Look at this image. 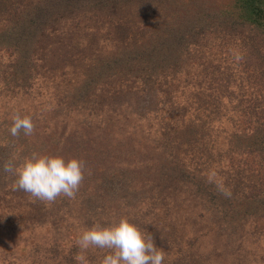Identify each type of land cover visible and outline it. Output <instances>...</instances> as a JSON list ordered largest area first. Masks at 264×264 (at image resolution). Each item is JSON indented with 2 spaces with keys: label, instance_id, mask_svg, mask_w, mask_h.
<instances>
[{
  "label": "rangeland",
  "instance_id": "374dc122",
  "mask_svg": "<svg viewBox=\"0 0 264 264\" xmlns=\"http://www.w3.org/2000/svg\"><path fill=\"white\" fill-rule=\"evenodd\" d=\"M116 2L0 0V32L12 23L3 19L5 15L17 19L18 28L24 25V12L45 17L28 34L31 39L23 40L26 75L13 76L7 83L9 65L14 64L9 52L15 45L0 36V46L8 49L0 48L2 115L29 116L35 125L32 135H23L22 157L36 153L85 162L84 180L74 199L65 196L43 203L37 218L14 227L15 217H8L6 224V212H0V238L9 242L8 249L0 247V264H24L25 254L35 264H78L74 257L81 252L77 240L83 232L96 225L114 226L121 219L153 236L155 246L165 252L163 264H264V226L251 232L253 218L246 216L231 223L213 213L217 203L212 197L199 199L193 191L195 180L203 176L217 183H241L242 190L249 185L248 194L264 192V146L260 151L250 143V126L241 121L237 93L253 96L259 84L264 88V61L253 59L247 45L249 25L214 24L201 39L206 46L201 44L197 51L183 40L178 54L173 53L178 60L173 71L179 77L170 80L168 70L145 68L144 73L138 67L110 64L133 43H151L152 32L166 22L178 26L184 17L194 20L203 8L231 5L196 0L182 9L166 10L157 0L145 6L136 0ZM254 39L264 46L261 32H255ZM105 62L107 69L96 74ZM84 78L89 82L81 90L89 91L80 95L76 87ZM11 82L15 84L10 87ZM21 82L22 90H17ZM145 91L154 101L153 106L146 104L153 114L135 124L123 121L125 107L137 105ZM218 97L221 102L215 107ZM63 103L66 108L60 109ZM219 106L224 110L217 111ZM89 110L104 119L88 129L83 122L95 118ZM203 113L216 115L201 125ZM95 138L98 146L93 148ZM156 164L166 166L153 168ZM118 175L125 180L123 195L116 193L119 197L108 193V182ZM93 194L102 199L94 197L85 207L84 196ZM124 197L130 201H122ZM110 252L90 247L83 254L88 264H102Z\"/></svg>",
  "mask_w": 264,
  "mask_h": 264
},
{
  "label": "trees",
  "instance_id": "16d2710c",
  "mask_svg": "<svg viewBox=\"0 0 264 264\" xmlns=\"http://www.w3.org/2000/svg\"><path fill=\"white\" fill-rule=\"evenodd\" d=\"M107 2H113L116 0H106ZM121 1L117 0L116 3L119 2L121 5ZM139 2V5H148L152 4L151 0H136ZM156 1V0H154ZM201 1V0H197ZM206 1V0H205ZM217 1H226L228 3L222 4L224 6L231 5L229 8H222L220 10L216 9H206L203 8L197 11L194 20H189L187 17L183 18V23L178 26H174L168 22L165 23V26L160 30L154 31L152 36V42L147 44H138L137 42L133 43V46L123 55L121 54L116 60L110 64V66H117L122 69H131L138 67L142 69L145 73V68H149L155 70L157 73L160 71L168 70L170 73V80L177 79L179 74L176 71V62H178L177 58L173 53L178 50L180 44L183 40L185 43H189L192 45V50H199L203 44V47L206 46L205 41H201V39L208 32L212 31V28L217 23L221 25L225 24H233V23H241L246 22L251 29V33L246 36V39H249L248 48L250 49V54L253 56V59H260L259 61H264V46H262L261 42H256L254 39L255 32H261L264 37V0H217ZM161 5L165 4L166 10L172 9H182V5L187 2H196V0H157ZM115 3V4H116ZM114 4V5H115ZM185 14V13H184ZM13 15V14H12ZM24 25L18 28L16 25L18 23L17 19H14L11 15H5L3 19L7 21H11L12 23L8 26H3L1 28L0 36L7 38L10 42L14 43L12 50H10L9 54L13 53L14 64L9 65V74L8 78L5 79V83L8 82L9 78L13 76H25L27 72L26 67V59H27V51L23 49L22 44L23 40L31 39L28 37V34L31 30L35 29L41 19H45L44 15H37L36 11H28L24 12L21 15ZM14 19V20H13ZM172 26V27H168ZM165 27H168L167 32L165 33ZM133 27L132 24L129 26L128 32L132 34ZM128 36V35H127ZM186 38V39H185ZM151 39H149L150 41ZM264 42V39L262 40ZM220 47V48H219ZM0 48L4 50H8L7 48ZM218 49H222V46H218ZM263 50V51H262ZM15 51V55H14ZM222 52V51H221ZM224 52V51H223ZM123 55V56H122ZM145 64H143V63ZM108 65L106 62L100 64V67L97 68L96 74H100L107 69ZM89 82L86 78L83 79L82 83L76 87V91L78 94L83 95V91L81 90L84 83ZM255 82H259L256 80ZM254 82V83H255ZM264 83V82H263ZM15 84L11 82L10 87ZM172 84V81H171ZM186 85V83H185ZM23 82L17 84V90H22ZM16 87V86H15ZM144 87H142L143 89ZM12 89V88H11ZM257 95L246 96V93L237 90L239 103H240V111L242 114L241 121L245 122L250 126L248 130V136L251 140V144L254 145V148L258 147V150L263 151L264 146V88L259 84L258 88H256ZM89 91V90H88ZM87 90L85 92H88ZM146 95L143 96L142 100L135 106L125 107L123 110V114L121 119L126 122L136 123L135 120H140L142 118L150 117L149 113L153 114L154 109L146 108V104L153 106L154 101L151 96L147 93L149 91H145ZM213 92L212 94H214ZM217 93V92H216ZM70 104L72 102V93L70 94ZM218 102L214 101V106L217 107L221 100L220 97L217 98ZM140 103H145L140 104ZM129 106V105H128ZM60 109H65L66 105L63 103L59 106ZM218 110H224L222 106H219ZM216 111V113H217ZM215 114L203 113V118L201 120V125L205 123V120H213ZM89 116L95 117L93 120H88L83 122L85 126L89 128L96 127L100 125V122L104 119L103 117L96 118V114L94 116L93 111L89 110ZM110 115L108 120L110 119ZM260 118V120H259ZM151 119V118H150ZM208 120V121H209ZM12 119H8V117L2 115L0 109V212H6V224L8 217L14 216L15 219L12 221L13 227L16 224L23 223L24 219H35L40 215V210L43 208V203H48L44 201H40L34 197H32L29 193H26L22 190H13V184L18 179V177L11 173H6L4 171V165L6 162L11 161L12 164L16 167H20L25 159L22 155L25 152V147H22L21 144L24 140V133L21 132L19 137H13L10 134L9 129L12 126ZM258 123V124H257ZM104 125V124H102ZM260 125V126H259ZM135 127V125L131 124V128ZM207 126H211L210 123ZM98 138L94 139L92 144L93 148H96V141ZM102 141V139H100ZM78 147V145H75ZM251 152V151H250ZM59 155V153H57ZM262 155V153H260ZM70 160V158L66 159ZM166 164H156L155 167L157 169L164 168ZM202 180H195L193 189L194 193L200 197H212L217 204H214L213 213L217 211L219 214L226 216L231 223L238 221L242 217H251L253 218L252 229L253 231H259L264 226V192L260 194L251 193L249 185H244L243 190L241 189V183L235 182L230 183L228 181L223 182H215L214 180H204L205 177H199ZM197 179V178H196ZM108 184L111 186L110 191L108 193L110 195H116L119 197L123 195L120 191H125V180L121 176H117L114 180L109 181ZM118 185V187H117ZM115 186V187H114ZM240 186L239 188H237ZM253 186V185H252ZM235 187V188H231ZM9 190V192H8ZM224 191H228L231 193L230 196L224 195ZM118 192V195L116 194ZM257 195V196H256ZM65 196L61 195L57 199H63ZM102 199L98 194L85 195V207L92 205L93 198ZM130 201L129 197L122 198V201L126 202V199ZM134 200V197H132ZM99 201V200H98ZM53 203V202H52ZM22 206V207H19ZM26 207V208H25ZM22 209V211H21ZM16 218L21 219L20 221ZM29 220V221H30ZM22 221V222H21ZM42 221V219L38 221H32V223H37ZM26 222V221H25ZM2 226V225H0ZM7 228V226L5 227ZM2 238H0V247L7 248L9 246V242H5ZM25 262L24 264H35L33 258H28L27 254H25ZM23 257V258H24Z\"/></svg>",
  "mask_w": 264,
  "mask_h": 264
},
{
  "label": "clouds",
  "instance_id": "9594fccd",
  "mask_svg": "<svg viewBox=\"0 0 264 264\" xmlns=\"http://www.w3.org/2000/svg\"><path fill=\"white\" fill-rule=\"evenodd\" d=\"M12 122L9 131L13 137H19L21 132L26 136L34 133L35 125L31 117H21L17 113L12 116ZM84 168L82 160L73 158L66 161L60 156H40L36 153L26 158L20 167L14 166L11 161L4 165L6 173L18 177L13 184L14 191L22 190L48 203L55 202L61 195L74 199L84 180ZM224 195L230 196L231 193L224 191ZM77 244L81 252L74 259L78 264H88L83 252L90 247L111 250L102 264H163L165 259V252L158 250L153 236H145L127 219H121L111 227L96 225L84 231Z\"/></svg>",
  "mask_w": 264,
  "mask_h": 264
}]
</instances>
